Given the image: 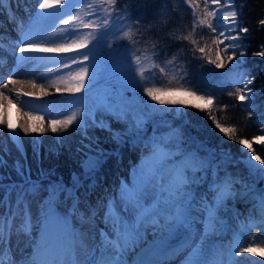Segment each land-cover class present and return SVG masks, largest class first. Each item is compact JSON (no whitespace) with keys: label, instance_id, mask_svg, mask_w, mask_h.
I'll use <instances>...</instances> for the list:
<instances>
[{"label":"snow or ice","instance_id":"obj_1","mask_svg":"<svg viewBox=\"0 0 264 264\" xmlns=\"http://www.w3.org/2000/svg\"><path fill=\"white\" fill-rule=\"evenodd\" d=\"M144 6L153 3V0H139ZM9 3V0H0V9ZM60 5L67 9V18H61L59 23L64 28H58L56 36L59 39H47L41 32L43 26L50 20L52 13L49 12L54 5ZM138 0H38L35 15L31 17L26 28L21 29L18 52L40 53H72L78 51L79 55L68 56L66 59L53 61L42 75L51 78L53 73H63L64 69H72L73 65L80 64L78 70L69 71L67 76L61 75L56 80H51V87L57 92L58 86L69 78L77 81L74 87H68L65 91L72 93L88 92L84 96H77L71 103L77 106L65 119L51 118L49 120L52 133H57L60 127L65 129L75 125L76 128H94L106 131L110 139L117 143H125L128 138L137 148L145 152L144 159L151 158V170L138 166L135 176L139 182L121 181L119 190L105 192L103 198H98L95 206L88 203V194L97 188L95 183L96 173L99 170L105 152L99 147L98 137L89 136L87 131L83 133V143L77 149L78 164L83 169L80 176L74 178L72 188H66L59 184L50 185L47 198L38 204V214L33 217L30 197L35 195L38 188L30 179V173L24 179L22 185L14 186L17 191L15 205L9 204L3 215H0V264H6L5 255L7 246L13 235L14 221L20 220L15 231L17 235H24L29 249L20 261L9 259L7 264H62L63 258L71 256L72 264H128L126 257L130 250L135 249L141 242H147L149 231L153 240H162L172 236L178 231H185L187 237L185 243L192 240L193 225L203 223L205 231L201 237V248L206 239L214 234L222 224L219 213L228 210L229 201H248L261 212L259 225L264 227V190H257L251 184L245 183L234 177L221 164L215 162L214 156L209 152L207 157H200L185 151L181 146V139L175 137V129L170 132L161 131L162 128L171 125L168 121L155 119L159 113L164 114L167 110H160L145 105L141 107L134 101L122 96L119 92L108 89L104 90L102 97L96 103L87 104L85 98L96 84L99 64L98 55L104 48L109 49L107 55L116 58H128V78L125 88L140 90L141 81L146 71L158 69L159 74L167 76L169 70L173 78L179 82L178 87L167 89L145 87L143 93L152 101H157L161 93L181 94L200 101L201 104L191 105L201 111L205 107L209 109L208 115L215 129L225 134L229 140H236L243 149L251 153L246 155L249 168L261 179H264V150L253 148V141L264 145V135L255 136L253 140L236 137V128L224 126L217 121L211 112L215 105L212 95L200 94L195 89L189 73V65L192 61H203L207 65H213L216 69L223 68L224 59L221 53L227 56L229 62L236 61L233 69L242 66L245 61L247 46L242 42V35L249 33L247 27H242L239 22V12L235 9V0H182V3L191 10L190 23L184 25L175 20L172 15L165 12L168 8L167 0H162L157 14L149 22V28L159 26L158 32L151 33L149 37L144 36L146 29L142 28V20L131 16V8ZM242 7V5H241ZM79 8L80 12L72 13ZM225 9H228L227 11ZM176 9L172 8L171 12ZM124 26H130L129 30H123ZM259 26L264 28V19L259 21ZM135 29V34L131 29ZM160 33H163L161 35ZM151 35L155 39L149 48L148 41ZM111 38V39H109ZM71 40V42H68ZM124 42V43H121ZM115 43V47H114ZM145 45L143 49L136 47ZM91 45V47H89ZM2 47V45H0ZM261 50L253 53L255 56L264 57V44ZM87 49V51H83ZM239 57V59H237ZM143 62H151L150 68L142 66ZM152 58H155L153 61ZM21 61L34 59L32 57H19ZM91 59L92 63L85 65ZM158 61V63L156 62ZM204 65L201 64L200 67ZM91 69V71H90ZM231 73V70H230ZM224 74V75H230ZM243 79L245 73H237ZM139 77V79H138ZM150 76L148 79H153ZM11 78L2 84L7 88L9 84L15 83ZM32 86L39 87L42 94H46L43 83L31 81ZM252 81L248 80L243 87H237L235 92H228L230 97L239 101L241 106L250 102L254 95L250 87ZM23 95H29L24 93ZM0 97L12 103L9 94L0 91ZM163 105H183L185 101L158 100ZM221 107L220 105H216ZM228 105H222L227 109ZM176 115H183L180 109L175 110ZM29 115V119L33 117ZM251 115V113L249 114ZM40 120L43 132L44 117H35ZM116 121L124 125L122 130H113L110 121ZM153 124L152 135H146V125ZM2 123V121H0ZM11 133L16 130L8 125ZM25 133L29 132L24 127ZM36 132V128L31 129ZM13 140L18 135L12 136ZM62 143V141H58ZM41 142L33 145V152L39 156ZM19 151L23 152L22 145H17ZM256 160L257 164H251ZM0 164L3 161L0 160ZM21 176L25 173L17 165ZM81 176L83 179H81ZM92 180V184L84 181ZM239 185V188L236 187ZM84 191L77 195V189ZM61 193L64 201L60 200ZM71 201L70 206L64 214L57 211L62 202ZM106 201V203H105ZM81 205L85 210H82ZM0 206L4 202L0 201ZM102 213L104 229L99 231L98 248L100 254L92 255L91 259L83 261L72 259L73 253L84 242V233L78 232L72 227L73 218H77L82 225H88L89 232L94 230L95 222L101 218ZM264 253V247L260 245H249L234 251L235 256L243 253ZM167 255V253H163ZM87 255V253H86ZM194 255H199L194 251ZM134 264H165L162 260L146 261L137 259ZM189 264H219L217 261H209L197 258L189 261ZM230 264H239L231 261Z\"/></svg>","mask_w":264,"mask_h":264},{"label":"bare ground","instance_id":"obj_2","mask_svg":"<svg viewBox=\"0 0 264 264\" xmlns=\"http://www.w3.org/2000/svg\"><path fill=\"white\" fill-rule=\"evenodd\" d=\"M37 3L38 0L31 1L29 7L24 9L22 16L15 14L12 7L22 9L24 8L23 4H17V6L13 5L11 7L12 3L9 1L7 5L0 9V18H4V16H6L11 20L8 26L0 23V26L2 27L1 30H5V28H12L17 36L16 39H12L13 36H0V40L3 41L0 44L2 45V47H0V91L9 94L12 99V103H9L8 100L0 97V107L5 108L7 111L9 110L10 113L12 112L13 114V123H9L6 112L1 111L0 109V121H2V123H0V160L3 161V164H0V201L4 202V206H0V215L5 213L9 204L15 205L16 202L13 203L12 198L10 199L11 191L13 189L16 190L14 186L22 185L24 179L27 178L29 173L31 181L37 185V188L42 184L44 179H47L46 177H51L53 175L62 177L63 180L66 181L67 186L63 187L72 188L75 177L72 178V180H67V175L80 176L83 172V169L80 168L78 164L77 149L81 147L82 142H88L83 140L84 131H87L89 136L98 137L100 141L99 147L102 148L104 152H108V159L105 158L106 160L103 163L105 166L101 168L102 174H99L96 177L95 183L97 188L88 194L87 199L90 205L95 206L97 199L103 198L106 191L110 193L113 189H115V187H117L116 183L120 180L119 175L123 169H126L129 163V160H127L129 157L125 159L120 155L123 151L122 149L124 148L122 146L123 143L113 141L110 139V135L108 133L99 132L93 130V128L90 130L76 128L75 125L70 126L67 129L60 127L57 133H52L49 120L51 118L65 119L67 116H70L74 111L70 109L69 105L72 104V101L76 100L77 96H84L85 93L81 92L77 94L65 91L64 89L68 87H74L69 79L58 84L61 89L60 92H57L54 87L50 86L51 80H56L61 75L67 76L69 71L78 70L81 66L80 64L73 65L72 69H64L63 73H53L51 78H47L42 75L47 72V68L53 61L66 59L68 56L79 55L78 51H73L72 53L26 52L23 54L18 52L21 29L26 28L31 21V17L35 15ZM49 12L52 13V16L43 26L41 32L47 39L58 40L59 37L55 35L57 33V29L65 27L57 22L61 19L60 5H56L54 3L53 7L49 9ZM5 42H9L11 45L8 46ZM68 42H71V40ZM21 55L25 57H32L34 59L21 61L19 59ZM87 62L89 61H86L85 63ZM226 64L228 65L231 63L226 61ZM9 78L17 82L9 84L7 88H3L2 84L7 82ZM27 80H35L38 84L43 83L47 90L46 94H42L40 92V88L35 87L33 91H30L33 96L23 95V90L18 84H25V81ZM20 97L24 98V100H21ZM12 105L15 107L12 108ZM26 113H29L33 118L29 119V115H26ZM38 116L44 117L43 128L45 131L43 132L39 131L41 128V122L35 118ZM9 124H11L12 128L16 130L15 133L10 132L8 127ZM24 127L29 128L28 133L23 131ZM32 128H36L37 131L32 132ZM13 135H18V139L13 140ZM12 141L16 144V149L11 146ZM58 141H62V143ZM36 142H41L39 146V156L35 155L33 152V145ZM128 143L126 146L130 145V148L135 147L132 145L133 143L131 141ZM17 145H22L23 152L18 150ZM140 151L142 154L145 153L141 150V148ZM114 156L115 158L110 162V157ZM121 164L123 165L120 167ZM17 165H19L20 169L25 173L24 176L19 174ZM81 179H83L82 176ZM64 181L63 183H65ZM92 182L93 181L90 179L84 181L85 184H92ZM61 183L62 182H57L56 184L62 186L63 184ZM53 184L55 185V183H51V185ZM83 191L84 189H77L76 194L80 195ZM43 193L45 194V192ZM61 194L63 197H61L60 200L64 201V194ZM30 200L35 201L33 198H30ZM64 203L67 205H64ZM230 203L231 201L228 202V210L231 211L229 220L235 218V215L239 212L240 208L247 209L245 207L247 203L246 201L239 200L238 203L233 206ZM70 204L71 201L62 202L58 205L57 211L61 213V209L67 210ZM81 208L82 210H85L83 205H81ZM31 210L33 217H35L38 214V205H36V203H31ZM252 210L256 215V221H258V217H261V215H259L260 209L258 207H254L253 205ZM98 216L101 218L96 220L94 230L91 232H89L88 225L85 226L86 230L81 228L79 229V223L77 224L75 222L76 220H72V227L76 228L77 231L84 233L85 239L83 245L88 246L87 249L84 248L83 250V257L81 256L80 258L81 261L91 259L93 254L98 256V252L101 250L98 248L100 240V230L98 229H104V224L102 222V213H98ZM223 238L224 235L222 233H218L214 242L211 244L204 243L203 246L205 247L202 248L201 243L196 241L197 239L190 240L188 243L183 242L176 247L173 246L171 250L169 249V251L166 252L167 255L163 254L159 260L164 261L165 264H189L190 260L197 258L217 261L219 264H230L233 260L238 261L239 264H264V253H260L258 251L255 255L252 253H243L241 256H235L233 254L231 259L225 258L227 252L222 243ZM26 239L27 238L23 236L21 242H12L7 246L5 255L6 264L10 258L20 261L22 256L29 251L25 242ZM146 239V244L142 245L140 249L138 248L139 250L134 254L131 253L128 264L135 260L137 256L142 253V251H149L160 245L163 247L164 239H157L154 241L150 231ZM194 251L198 252L199 255H194ZM159 255H161V253L153 257L151 261L157 259Z\"/></svg>","mask_w":264,"mask_h":264},{"label":"rangeland","instance_id":"obj_3","mask_svg":"<svg viewBox=\"0 0 264 264\" xmlns=\"http://www.w3.org/2000/svg\"><path fill=\"white\" fill-rule=\"evenodd\" d=\"M180 2L182 3V0H180ZM222 2H224V0H222ZM61 4H63V0H61ZM184 6L186 7L187 11L188 10L191 11L190 9L187 8L186 5H184ZM60 9H61V15H60L61 18H67L68 10L62 9L61 6H60ZM175 9H176L175 12H171L172 15L176 14V16H179L180 14H179L177 8H175ZM225 10L227 11L228 9H225ZM77 13H79L81 16L84 15L83 12L79 11V8H77L76 11L73 12L72 14L75 15ZM190 15H191V13H190ZM190 15L185 17V19H187L188 23H190ZM59 21H60V19L57 21L58 24H60ZM187 22H184L183 24L187 25ZM125 29L126 28H124L123 30H125ZM109 39H111V38H109ZM242 42L245 45L243 40H242ZM89 47H91V45ZM83 51H87V49H84ZM221 55H222V58L224 59V65L225 66L221 69H217V71L230 73V70H231L230 80H232L233 84L236 87H243V84L246 83L248 80L252 81L250 87L253 89L254 95L252 96L251 101L245 102L244 106H241L239 101L236 100V102L241 107L250 109V110H248L249 113L255 112L253 114V116L257 117L258 121L261 123V126L259 128V134L257 136L264 135V83L260 79H258L256 81L255 79H252L249 75H247V73L250 71V67L254 66L253 64H254L255 58H261V56L252 55V56L248 57L247 55H245V57H244L245 63L242 66H240L239 68L233 69V64H235L236 61L234 60V61L230 62L231 64L227 65L226 64V61H228L227 56L224 53H221ZM98 56H101V55L99 54ZM98 58L99 57H97V62L99 64L98 77H97L96 84L93 87L92 91L89 92L88 96L85 98L84 102L87 104L96 103L97 100L100 97H102L105 89H108L109 91H113V90L116 91V89H122L123 88V89H126L128 91L141 92L143 90V88L141 86H148V84L150 83L149 80H147V78L144 77V79L141 81V86H140L139 91L136 89L130 88V87L125 88L124 85H125L126 80L128 78V69H127L128 61L123 62V60H121V58L111 57V59H109L110 61L108 59H105L108 61L104 60L105 61L104 62L103 59H101V58L98 59ZM237 59H239V57H237ZM90 60H89V62H87L85 64L87 65V64L92 63V61H90ZM149 64H150V61L145 63V62H143V58H142V66L143 67L146 68ZM76 68H78V67H76ZM226 69H228V70L226 71ZM90 71H91V69H90ZM240 72L245 73V76L243 79H240L237 76V73H240ZM262 75L264 76V69H262L260 71V76H262ZM138 79H139V77H138ZM69 80H70L72 86L73 85L75 86L78 83L77 81L72 80L70 78H69ZM31 81L32 80H27V81H25V84L20 83L18 85H20L21 88L22 87L23 88H30L31 87L34 89ZM256 84H257V87H254V85H256ZM85 92H88L87 87L84 90V93ZM132 99H134V98H132ZM132 99H131V101H134ZM143 100H145V98H142V101ZM158 100H164L166 102L172 101V100H177V101L183 100V101H185L186 105L187 104H201L200 101L194 100L191 97H188L186 95H181V94L172 95V94L161 93L158 96ZM158 100L152 101L150 98H148L146 104L148 107L154 106L156 109L167 110L165 112H169L168 114H171V119L172 120L174 119L173 121L166 120L169 122V124H171V126H173V124H178V125L186 128L187 119H186V110L183 107L184 104L183 105H172L169 103H165V104L161 105L158 102ZM136 104H138V103L136 102ZM142 105L145 106V103H143ZM142 105H140V106H142ZM69 106H70V109L72 111H78V109H76L77 106L75 104L72 103ZM201 106L204 107L202 104H201ZM205 108H207V107H205ZM0 109H1V111H6L5 108L0 107ZM176 109H180L184 114L183 115H176L175 114ZM110 123H111L113 130H122L124 128L123 124L117 123L114 120L110 121ZM147 128H149V127H147ZM90 129H92V128H88V130H90ZM172 129H175V128L173 127L169 130L171 131ZM93 130L108 133L106 131H100L99 129L93 128ZM150 131L151 130H148V129L146 130L147 136L152 135V133ZM125 140H126V142L122 144V146L124 148L122 149L123 151L121 152L120 155L125 159L127 157H129V158H127V160H129V163H128L126 169H123L119 175L120 180L118 181V183H116L117 187H115V190H117V191L119 190V188L121 186V181L131 183L134 180V182H139V178L135 176L138 166H141L142 168H146L148 170H151V166H152L151 158H149L148 160H145L144 159L145 153L142 154L140 151V148H137V147L130 148V145L126 146V144L128 142H130V140L128 138H125ZM187 140H189V141H187L189 143V142H193V141L195 142V140H198V139L194 136V134H192V135H190V137H188ZM251 140H253V138ZM11 144H12L11 146L16 149V146H15L16 144L13 141L11 142ZM132 145L135 146L134 144H132ZM252 146L254 149H258V150H262L264 148V145H262L258 142H255V141H253ZM135 148H136V150H135ZM238 149H239V151H238L239 157L236 159H234L230 154H228L227 150L209 149L201 141H200L198 146L197 145L195 146V148L191 147V148H186L184 150L186 152L190 151L192 154L200 156L202 158L207 157L209 152H211L212 155L214 156L215 162L220 163L222 169L226 168L227 171L230 172L234 177L239 178L240 180H242L245 183L251 184L258 191L264 190V179L259 178L248 166V161H247L245 153L247 154V156H250L251 153L247 152V149H243V146H241L239 143H238ZM107 155H108V152L105 151V156L103 157L104 161H102L101 166L99 168V171L96 173V177H97V175L102 174L101 168L105 166V164H103V163L105 162L106 159H108ZM114 158H115V156L110 157V159H109L110 162ZM262 158H264V155H262ZM118 162H117V164H118ZM257 163L258 162L256 160L251 161V164H257ZM122 165L123 164H121L120 167ZM231 168H234V169L231 171ZM76 176L67 175V180L68 179L72 180V178H74ZM46 178L47 179H44L42 184L40 186H38V190L35 193V196H33L35 200H37L38 196H40L41 198H44V199L47 198L48 188L51 185V183L56 184L57 182H62L61 183V184H63L62 186H67L66 181H64L62 177H58V176L53 175L51 177H46ZM63 181L65 183H63ZM236 187L239 188V185H236ZM81 189H83V188H81ZM81 189H78V190H81ZM14 190L15 189H13L11 191V197H10V199L12 198L13 203L16 202V196H17V191L16 190L14 191ZM43 192H45V194ZM61 197H63L62 194L60 195V198ZM238 201L239 200L231 201L230 204L233 206V205L237 204ZM246 202L247 203H246L245 207L247 209L240 208L239 212L235 215V218H232L231 220H229L230 214H231L230 210L221 211L219 213V216H220L221 221H222L221 226L219 227V229L214 234L210 235L206 239V241L204 242V243L211 244L217 238L218 233H222L224 235V238L222 239V241H223L222 243H223L225 250L227 252V255L225 258L231 259V256L233 255L234 251L241 248V247H247L249 245H260L261 247H264V242L261 239V238H264V227H261L259 225V221H260L261 217H258V221H256V219H257L256 215H255L254 211L252 210L253 203L248 202V201H246ZM105 203H106V201H105ZM64 205H67V204L64 203ZM60 211H61V214H64L66 212L65 209H61ZM259 215H261L260 211H259ZM73 220L74 221L76 220L75 222L77 224L79 223L78 224L79 229L81 228L83 230H86L85 226H87V225H82L80 223V221L75 217ZM98 230H102V229H98ZM204 231H205V225L203 223L198 222V223L194 224L193 230L191 233L192 238H193L192 240L197 239L196 241L198 243H201V237L203 236ZM78 232H81V231H78ZM186 237H187V233L185 231H183V230L178 231L176 234H174L172 236H167V237L163 238L164 239L163 247H162V245H160V246H157L154 250L148 251V252L153 253L156 251L157 252L161 251L160 252L161 255H159L157 257V259H161V257L163 256V252H168L169 249L171 250V248L173 246L176 247L177 245H180L181 243L185 242ZM144 244H146V243L141 242V244L139 246H137L135 249L130 250L132 252H129L126 259L129 260L131 253L134 254L135 252H137L141 248V246ZM203 247H205V246H203ZM99 251H101V250H99ZM143 252L144 251H142V253ZM142 253H140L138 256H140ZM260 253H262V252H260ZM98 254H100V252H98ZM138 256H137V258H138ZM136 259L131 261L130 264H134ZM157 259H155V260H157ZM230 259H229V261H230Z\"/></svg>","mask_w":264,"mask_h":264},{"label":"trees","instance_id":"obj_4","mask_svg":"<svg viewBox=\"0 0 264 264\" xmlns=\"http://www.w3.org/2000/svg\"><path fill=\"white\" fill-rule=\"evenodd\" d=\"M119 2L120 0H118V3ZM161 3L162 0H153V3L144 6L138 0V3L136 5H133L130 10L131 16L133 18H139L142 20L141 27L146 29V31L144 32V36L146 38L149 37L151 33L158 32L159 26L149 28V22L152 21L153 17L157 14V10ZM167 3L169 6L165 9V12L167 14L172 15L171 9L177 8L180 15L176 16L175 14L172 16L178 22H187V19H185V17L189 16L191 11H187L186 7L183 5V3L180 2V0H167ZM235 8L239 12L240 25L242 27H247L250 30L246 36L242 35V40L247 46L246 55L250 57L253 55V53L260 51V46L264 44V28H261L259 26V21L261 19H264V0H235ZM129 27L130 26H124V28H126L127 30H129ZM131 31L133 34H135L134 28H132ZM160 34L163 35V33ZM154 39L155 35H151V39H149L147 45L149 48L151 47V42ZM136 47L143 49L145 45L141 44ZM105 49H103V51L105 52L102 51L100 53L101 59H103V61L105 59H111V57L107 56L109 49ZM98 57L100 58V56ZM152 60L154 61L155 58H152ZM123 61H128V58H123ZM151 62L152 61H150V64L146 68L151 67ZM156 62L158 63V61ZM201 64H203L204 66L200 67ZM253 65V67H250V71L247 73V75H249L256 81L260 79L264 83V76H260V71L264 69V57L255 58ZM189 73L192 83L196 86L194 90L198 91L200 94L212 95L215 98V105L210 109L212 114L216 116L217 121L222 125L235 127L237 139L245 138L251 140L259 134L261 123L258 121L257 117L253 116L255 112H252L251 115H249L250 113L248 112V110L250 109L241 107L236 102L234 97H230L228 95V92H235L237 88L233 84L232 80H230L231 73L230 75L226 76L224 74H229V72H219L213 65H207L206 62L195 60L192 61V63L189 65ZM150 76L154 78L148 79V77ZM144 77H146L150 83L148 84V86H141L142 88L153 87L167 89L179 86V82L173 78L171 70H169L168 75L165 76L159 74L158 69H152L151 71H146ZM254 87H257V84L254 85ZM116 91L119 92L122 96L127 97L129 100L134 98L132 99L134 100V103L137 102L139 105L145 103V105H147L146 103L149 97H147V95L144 94L143 91H128L123 88L116 89ZM142 98H145V100L142 101ZM225 104L228 105L227 109L222 108V105ZM191 105L194 104L183 105L184 109L186 110V128L178 124H173V126H171L170 128H162L161 131L170 132L169 129L174 127L175 134L173 143L175 142V137H179L181 139V146L183 149L191 147L195 148V146H198L201 141L209 149L227 150L228 154H230L234 159L238 158V142L236 140H229L227 136H225V134L220 133L218 129H215V126L208 115L209 109L205 108L204 111H201L197 108L192 107ZM216 105H220L221 107H217ZM141 107H144V105H142ZM168 113L169 112H164L163 115L158 113L155 119L157 121L161 119L165 121H173L174 119H171V114ZM152 128L153 124L151 122L146 125V130H151V133ZM192 134H194V136L198 140L188 143L187 141L189 140L187 139ZM262 150H264V148ZM233 169L234 168H231V171ZM261 239L264 242V238Z\"/></svg>","mask_w":264,"mask_h":264}]
</instances>
